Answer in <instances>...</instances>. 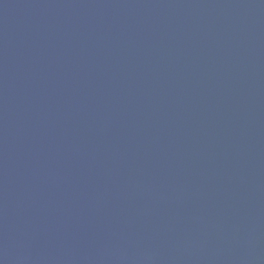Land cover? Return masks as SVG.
Segmentation results:
<instances>
[{"label": "water", "instance_id": "water-1", "mask_svg": "<svg viewBox=\"0 0 264 264\" xmlns=\"http://www.w3.org/2000/svg\"><path fill=\"white\" fill-rule=\"evenodd\" d=\"M0 264H264V0H0Z\"/></svg>", "mask_w": 264, "mask_h": 264}]
</instances>
